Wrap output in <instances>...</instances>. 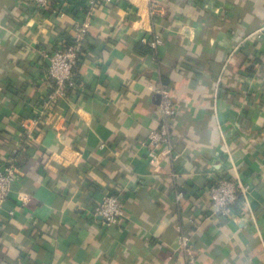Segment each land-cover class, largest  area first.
Wrapping results in <instances>:
<instances>
[{
  "label": "crops",
  "instance_id": "obj_1",
  "mask_svg": "<svg viewBox=\"0 0 264 264\" xmlns=\"http://www.w3.org/2000/svg\"><path fill=\"white\" fill-rule=\"evenodd\" d=\"M65 2L58 17L0 0V159L16 156L20 171L0 264H264V0H158L157 16L149 0H113L88 17L89 0ZM86 17L83 88L30 139L22 121L50 90L45 53ZM159 83L178 113L172 149L151 159ZM214 176L247 187L228 216L210 201ZM115 190L125 217L105 226L93 209ZM179 226L195 231L194 261L178 251Z\"/></svg>",
  "mask_w": 264,
  "mask_h": 264
},
{
  "label": "built area",
  "instance_id": "obj_2",
  "mask_svg": "<svg viewBox=\"0 0 264 264\" xmlns=\"http://www.w3.org/2000/svg\"><path fill=\"white\" fill-rule=\"evenodd\" d=\"M113 0H89L88 16L92 10L100 4L109 3ZM38 9H50L58 17L68 15V7L65 0H31ZM150 12L153 16L161 14L162 8L158 0H149ZM77 22L74 34L69 39L61 40L56 47L45 53L48 60L47 77L49 88L42 102L35 108L34 116L22 121L25 134L34 138L40 132L42 123L45 124L50 119V124L55 125L58 121L54 113L57 104L76 94L79 88H83V83L76 77L75 68L77 66L83 43L88 36L90 26L89 19ZM264 34L263 31L260 35ZM146 42V40L144 39ZM147 43L152 49H157L164 44V39L156 35ZM152 90L158 96V112L160 124L157 128L150 129L147 136V144L150 149L148 155L151 159L160 155L163 149L171 150L173 146V135L177 118V104L169 87L163 84H152ZM179 154H173V159H177ZM20 171L16 164V158L10 157L0 159V216L1 209L11 191V186L18 178ZM207 192L214 208V212L221 216H228L231 208L238 201L242 193L247 192V187L237 179L225 176H214L208 184ZM179 193V198L182 196ZM94 216L100 217L105 226H115L121 224L125 217L123 192L115 190L103 196L93 209ZM179 246L178 251L189 255V259L194 261L193 254V234L194 230H187L184 226H179ZM169 257H172L171 255Z\"/></svg>",
  "mask_w": 264,
  "mask_h": 264
},
{
  "label": "trees",
  "instance_id": "obj_3",
  "mask_svg": "<svg viewBox=\"0 0 264 264\" xmlns=\"http://www.w3.org/2000/svg\"><path fill=\"white\" fill-rule=\"evenodd\" d=\"M146 50H148V51H152L150 48H148L147 46H146ZM45 126V124H43L42 123V127H44ZM14 158H16V164H17V157L16 156H13Z\"/></svg>",
  "mask_w": 264,
  "mask_h": 264
}]
</instances>
